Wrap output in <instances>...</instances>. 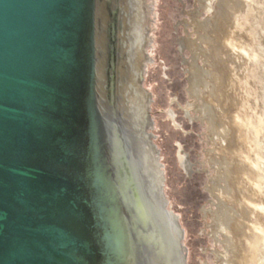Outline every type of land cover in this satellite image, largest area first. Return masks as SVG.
I'll return each instance as SVG.
<instances>
[{"label":"water","instance_id":"1","mask_svg":"<svg viewBox=\"0 0 264 264\" xmlns=\"http://www.w3.org/2000/svg\"><path fill=\"white\" fill-rule=\"evenodd\" d=\"M0 264H192L151 0H0Z\"/></svg>","mask_w":264,"mask_h":264},{"label":"rangeland","instance_id":"2","mask_svg":"<svg viewBox=\"0 0 264 264\" xmlns=\"http://www.w3.org/2000/svg\"><path fill=\"white\" fill-rule=\"evenodd\" d=\"M151 1L192 264H264V0Z\"/></svg>","mask_w":264,"mask_h":264},{"label":"bare ground","instance_id":"3","mask_svg":"<svg viewBox=\"0 0 264 264\" xmlns=\"http://www.w3.org/2000/svg\"><path fill=\"white\" fill-rule=\"evenodd\" d=\"M224 2H225V4L228 5V3H227L226 0H225ZM241 2H242V1H241ZM230 3H231V2H230ZM243 4H244V3H243ZM207 7H208V8L211 7V3H210V2L207 3ZM230 9H232V6H231ZM239 9H240V8H239ZM236 10H238V9H236ZM244 10H245V9H244ZM238 12H239V15L242 14V13H240V11H238ZM229 14H230V13H229ZM233 15H236V14L233 13ZM233 15H232V16H233ZM237 17H238V13H237ZM233 18H235V17L233 16ZM223 21H224V20H223ZM238 21H239V20H238ZM234 22L236 23V21H234ZM239 23H240V22H239ZM211 25H212V23H211ZM235 25H237V24H235ZM219 30H220V29H219ZM206 31H207V29H206ZM206 34H207V33H206ZM211 34H212V33H211ZM229 34H230V33H229ZM207 36H208V35H207ZM233 36H234V35H233ZM246 36H247V35H246ZM225 37H226V35H225ZM208 39H209V38H208ZM225 40H226V39H225ZM230 40H231V39H230ZM232 40H234V39H232ZM211 42H212V41H211ZM238 42H239V41H238ZM236 43H237V42H236ZM241 43H242V42H241ZM233 45H236V44L233 42ZM243 45H244V44H243ZM243 45H242V46H243ZM208 46H209V45H208ZM239 46H240V45H239ZM239 46H238V47H239ZM244 46H245V45H244ZM235 47H236V46H235ZM240 47H241V46H240ZM211 48H212V47H211ZM236 48H237V47H236ZM245 50H246V49H245ZM237 51H238V50H237ZM212 54H213V53H212ZM216 54H217V53H216ZM216 56H217V55H216ZM208 70H209V71H208L209 73H208L207 75H210V76H211V68H208ZM212 75H213V74H212ZM214 75H215V74H214ZM206 77H207V76H206ZM241 80H242V79H241ZM238 86H239V85H238ZM224 88H225V87H224ZM224 88H223V89H224ZM210 91H211V90H210ZM226 93H227V92H226ZM222 94H224V93H222ZM228 94H229V93H228ZM222 96H223V95H222ZM224 97H225V95H224ZM226 97H227V96H226ZM229 97H230V96H229ZM215 100H216V99H215ZM224 100H225V99H224ZM209 102H210V101H209ZM215 102H216V101H215ZM223 102H225V101H223ZM225 103H226V102H225ZM226 104H227V103H226ZM235 116H236L235 118H237V116H238V118L240 119V117H239V115H238L237 113H236ZM243 116H244V115H243ZM238 118H237V119H238ZM241 118H242V117H241ZM233 121L235 122V124H236V122H237V123L239 122V123L242 124V125L245 124V122H244L242 119H240V121H238V120H233ZM236 125H239V124H236ZM242 125H240V126H242ZM240 130H241V129H240ZM237 134H238V133H237ZM228 141H229V140H228ZM241 152H242V151H241ZM238 164H239V163H238ZM240 165H241V164H240ZM234 166H235V165H234ZM230 168H231V167H230ZM232 170H233V169H232ZM239 171H240L241 174H243V175L246 174V169H244V168L241 167V166H240V168H239ZM238 184H240V181H238ZM219 188H220V187H219ZM213 189H216V188L214 187V188H212V190H213ZM215 193H216V192H214V195H215ZM221 193H222V195H226V196L229 195V193H227L226 191L221 192ZM244 198H245V197H244ZM244 198H242V199H244ZM247 200H248V199H247ZM245 201H246V200H245ZM249 203H251V202H249ZM260 203H261V202H260ZM241 205H242V200H241V201H238V207H237V208H238V211H240V210L242 209V208L240 207ZM254 205H255V206H259V203H255V202H254ZM231 212H232V211H231ZM218 228H219V230L222 231L224 234L229 235V233H228V232H229L228 229H227L225 226H223L222 224H220V225L218 226ZM228 244H229V243H228ZM249 244H250V243H249ZM229 245H230V244H229ZM244 257H245V256H244ZM224 258H225V261L227 262V261H228V259H227L228 256H225ZM230 259H231V258H230ZM247 260H248V259H247ZM244 261H245V260H244ZM262 263H263V262H262ZM227 264H228V262H227Z\"/></svg>","mask_w":264,"mask_h":264}]
</instances>
